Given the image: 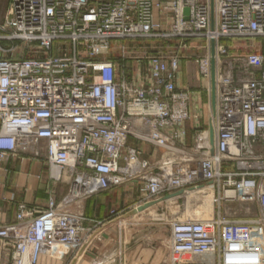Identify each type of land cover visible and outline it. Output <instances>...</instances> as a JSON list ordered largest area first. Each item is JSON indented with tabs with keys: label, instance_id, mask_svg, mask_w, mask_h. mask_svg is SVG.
<instances>
[{
	"label": "built area",
	"instance_id": "obj_1",
	"mask_svg": "<svg viewBox=\"0 0 264 264\" xmlns=\"http://www.w3.org/2000/svg\"><path fill=\"white\" fill-rule=\"evenodd\" d=\"M174 38L163 57L160 43ZM128 39L156 43L138 81L106 55ZM190 40L199 44L195 62L208 91L203 124L191 113L194 92L175 85ZM225 40L251 50L229 55ZM0 41L23 43L27 54L14 56L12 47L0 56V164L44 140L50 181L69 176L59 202L49 197L39 210L20 203L0 226L8 264H37L53 245L88 244L82 215L66 209L128 181L141 186L136 206L177 191L176 201L190 191L203 196L198 218L169 222V264L203 255L215 256L204 264H264V0H214L213 13L210 0H9ZM129 137L159 156L146 158ZM236 203L255 204L257 214L232 217L226 206Z\"/></svg>",
	"mask_w": 264,
	"mask_h": 264
},
{
	"label": "crops",
	"instance_id": "obj_2",
	"mask_svg": "<svg viewBox=\"0 0 264 264\" xmlns=\"http://www.w3.org/2000/svg\"><path fill=\"white\" fill-rule=\"evenodd\" d=\"M102 1L107 0H90L92 4H98ZM8 9L9 0H0V25L5 22ZM168 44L165 41L160 43L163 57H167L169 54V50H165L167 46H170ZM13 46V42L0 41V56H8L6 52L8 53V50ZM196 55H192L193 58L190 60H182L184 57L182 56L175 77L177 88L181 86V88L187 89L189 86L196 90L194 91L192 106H196L195 101L201 105V100L205 97L208 100V91L203 79L199 76L195 62ZM183 73L186 78L188 77L185 86H182ZM204 121L205 119L201 118L202 124ZM192 125V121L185 123L186 136L184 141L187 145L191 143ZM128 144L141 148L144 156L149 159H155L160 154V150L132 137H129ZM34 152H37L38 155L34 156ZM44 155L45 141L40 140L37 144L30 146L27 151H19L17 154L8 156L0 164V226L14 220L17 206L20 203H24L28 208L39 210L47 207L49 197H53L59 202L67 193L68 173H64L62 182L54 187L51 186ZM51 189H54L53 194ZM102 193L106 194L100 193V196L98 194L91 196L85 210H76L77 205H70L68 211L72 213H83L82 211H84V215L91 219L90 221L93 219L104 220L108 215L109 207H111L110 202L106 201L105 197L111 199V202H115L116 209H119L120 206L125 207V205L138 202L141 186L137 182H129ZM107 202L109 203L107 204ZM160 202L158 201L141 212L121 219L119 224L122 225L128 219L153 211ZM133 234L130 236L124 229H118L113 227L111 222H105L94 229L95 237L88 245L79 248L53 245L49 253H43L39 256L37 264H166L167 250L157 242L158 234L145 235L146 239L143 238L141 241L136 240ZM0 256H3L0 257V264H7L8 255L5 252L2 253L1 250Z\"/></svg>",
	"mask_w": 264,
	"mask_h": 264
},
{
	"label": "rangeland",
	"instance_id": "obj_3",
	"mask_svg": "<svg viewBox=\"0 0 264 264\" xmlns=\"http://www.w3.org/2000/svg\"><path fill=\"white\" fill-rule=\"evenodd\" d=\"M166 22H168L167 19L164 21V25H166ZM174 38L171 43L169 42L170 46H176L177 39ZM195 42V43H194ZM255 43L256 45H260L263 49V41L256 39L254 41H251ZM250 42L244 41V40H225L224 44L228 48L229 55L235 56L238 54H245L251 50V48L248 47V44ZM155 42L153 39H146V40H125L120 42H114L112 43V48L107 52L106 55L111 56L117 63L118 67L123 70L126 73V76L135 78L136 81H138V77L143 75L145 73L146 63L148 57L151 53H154V46ZM198 42L194 40L188 41V44L186 48L180 49V53L183 57L182 60H190L192 55H196L199 53L198 49H195L196 46H198ZM25 44L23 43H14L15 50L12 51V55L18 56V55H27L24 48ZM167 46V49L169 52L171 51V47ZM259 48V47H258ZM256 48V49H258ZM3 50V49H2ZM164 50V51H165ZM4 51V50H3ZM3 53V52H1ZM166 53V52H164ZM6 55H10V52H6ZM28 55H34V54H28ZM198 69V66H197ZM182 86H185V82L188 81V77L186 78L184 76V73L182 74ZM200 78L203 79V77L200 75ZM203 82L206 86V80L203 79ZM178 89H183L181 86ZM187 89H190L191 91H196L195 89L188 86ZM195 93V92H194ZM196 106L191 107V113L194 116L201 115V118L205 119L207 115L209 114L208 109V100L207 98H203L201 100V105L197 104L198 102L195 101ZM201 107V108H200ZM200 108V109H199ZM195 109H199L194 111ZM201 122V121H200ZM63 179H61L58 182L51 181V186H55L59 182H62ZM134 182V181H128ZM125 184V183H124ZM139 184V183H138ZM54 190V189H53ZM53 190L51 189V192L53 194ZM102 195H105L106 193H101ZM100 193L98 196L101 195ZM97 195V194H96ZM190 198L188 199H179V200H168L166 202H160L159 205L156 206V208L151 211L144 213L142 215H138L137 217H133L131 219L126 220L122 225L119 224V221L128 215L127 212H129L131 209L135 208L138 202L135 204L125 205V207L120 206L119 209H116L115 202H111V199L108 197H105L106 201L110 202L111 207L108 209V215L106 218L103 219H93V221H90L88 217L84 215L83 213H74V214H81L83 217V224L84 226L89 228V232L86 236H88V244L91 242L94 235V229L97 226H100L101 224L105 222H111L113 227L124 229L128 235L131 236L132 233L135 236L136 240H142L143 238L146 239L145 235H153V233L158 234L157 242L167 250V255H165V258L167 257L166 264H169L171 261V256L169 253V238H170V230H169V222L174 218H180V219H195L198 218L200 214L203 213L204 209L206 210L207 207L202 205L204 204L203 196H194L193 194L189 195ZM192 197V198H191ZM90 197L83 198L77 200L72 205H77V209L85 210L86 204L89 202ZM139 201V200H138ZM107 202V204L109 203ZM194 205L193 208L188 211L185 214H182V209L186 205ZM229 213L234 214L232 217L238 218H247V217H254L257 214V208L256 205L247 206L244 203H236L231 206H226ZM68 211V208L66 209ZM69 212V211H68ZM72 213V212H70ZM200 213V214H199ZM214 212L213 210H208V218L213 217ZM8 224V223H7ZM147 242V241H145ZM86 244V245H88ZM2 250V253L5 252L6 255H8L9 258V252L5 249H2V245L0 242V252ZM4 251V252H3ZM3 257V256H0ZM215 259V256L213 255H203V256H180L177 259L178 264H204L206 261ZM165 260V259H164ZM9 262V260H8ZM7 262V264H8Z\"/></svg>",
	"mask_w": 264,
	"mask_h": 264
},
{
	"label": "water",
	"instance_id": "obj_4",
	"mask_svg": "<svg viewBox=\"0 0 264 264\" xmlns=\"http://www.w3.org/2000/svg\"><path fill=\"white\" fill-rule=\"evenodd\" d=\"M210 7H211V12L213 13V9H214V0H210ZM185 13H187V11H185ZM213 43H212V47H211V55H212V60H211V64H212V71H211V105L212 108H214V103H215V89H214V78H215V72H214V59H213ZM210 139H211V143L213 142V133L212 130H210ZM182 193V191H177L175 193L172 194H167L164 197H162L159 201H166L168 199L177 197L178 195H180ZM158 201H151V202H146L142 205H138L135 208L131 209L129 212H127L126 215H133L136 214L138 212L143 211L144 209H146L147 207H149L150 205L156 203Z\"/></svg>",
	"mask_w": 264,
	"mask_h": 264
},
{
	"label": "bare ground",
	"instance_id": "obj_5",
	"mask_svg": "<svg viewBox=\"0 0 264 264\" xmlns=\"http://www.w3.org/2000/svg\"><path fill=\"white\" fill-rule=\"evenodd\" d=\"M190 194H193V195H194L195 193H194L193 191H190L189 194H188V196H189ZM168 200H173V198L168 199ZM168 200H166V201H168ZM166 201H164V202H166ZM59 246H61V245H59ZM65 246H66V245H65Z\"/></svg>",
	"mask_w": 264,
	"mask_h": 264
}]
</instances>
